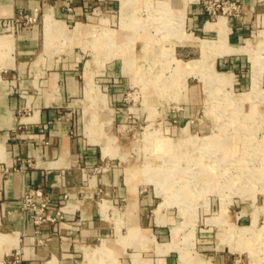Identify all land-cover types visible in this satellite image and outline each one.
<instances>
[{
  "label": "rangeland",
  "instance_id": "obj_1",
  "mask_svg": "<svg viewBox=\"0 0 264 264\" xmlns=\"http://www.w3.org/2000/svg\"><path fill=\"white\" fill-rule=\"evenodd\" d=\"M114 1L87 6L90 16L78 19L92 22L93 30L79 40H73L72 30L77 32L80 22L73 27L72 19L64 23L50 5L44 10L38 5L33 20L12 25L14 35L22 26L37 28L39 39L42 35L37 57L56 52L76 59L77 90L68 107L83 138L99 144L104 157L97 168H114L122 186L114 206L107 199L99 201L104 217L108 207L121 211L127 199V227L121 222L109 229L107 238L82 245L75 264H121L126 244L141 248L154 241L134 221L136 193L141 192L151 194L156 220L165 219L162 208L173 218L168 217L169 240L155 242L157 252L175 248L180 264H264V27L259 35H249L260 37L245 61L251 85H239L211 66V54L226 50L224 15L207 24L224 26L212 40L184 25L183 10L166 0ZM62 2V10L68 11ZM198 2L209 19L211 6L213 18L235 14L241 6L238 1L237 11H221L211 0ZM0 32H5L0 34L1 105L9 86L20 87L16 73L14 84L1 82L9 70L1 66L10 64L14 43L11 30ZM8 124V116L2 115L0 127ZM95 189L106 191L100 185ZM114 218L122 220L123 215ZM203 227L208 228L205 240ZM10 246H18L17 231L0 229V262ZM196 250L211 254L214 263ZM132 257L137 260V251Z\"/></svg>",
  "mask_w": 264,
  "mask_h": 264
},
{
  "label": "crops",
  "instance_id": "obj_2",
  "mask_svg": "<svg viewBox=\"0 0 264 264\" xmlns=\"http://www.w3.org/2000/svg\"><path fill=\"white\" fill-rule=\"evenodd\" d=\"M166 1L172 8L183 10L184 25L211 36L205 39L218 38L217 28H224L223 24H207L224 15L227 46L225 51L211 54V66L219 70L211 68L225 72L239 85L251 83L252 75L245 73V61L247 55L251 56V50L257 48L260 37L249 35H259L258 29L264 27V0H237L241 3L237 13H217L210 19L198 0ZM60 2L0 0V31L4 28L1 24L3 17H10L19 9L43 5L44 10L46 5H50L53 15L63 22L72 19V27L76 21L80 22L79 30H72L73 40H79L93 30L92 22L78 19L90 16L87 6L92 3H95V7L115 3L114 0H71L70 9L64 11ZM97 20L100 23V16ZM13 43L10 64L1 66L3 70L9 69L4 73L8 79L1 78V82L4 80L5 83L14 84L13 75L16 73L20 88L17 91L9 86L0 105V120L6 114L9 123L0 127V136L5 134L4 154L0 159V229L4 232L17 231L19 264H75L82 253V245L90 244L94 239L100 242L102 238H107L104 235L109 229H117L121 222L127 227L124 212L127 199L125 196L123 213L117 210L119 216L123 215L122 220L114 218L118 214L113 207L107 208L108 216L104 217L99 201L104 198L114 206L122 193V186L114 168H97L104 157L99 144L83 138L80 125L72 113L73 108L68 107V100L73 99L71 95L77 90V77L73 70L76 59H71L68 53L56 52V55L53 52L50 55L42 53L37 57L42 47V35L39 39L35 27L22 26L16 35L13 34ZM250 67L252 74V63ZM114 95L110 94L116 98ZM27 185L40 186L47 192L51 199L49 212L53 214L55 206L59 205L62 217L42 221L35 231L25 211L19 207L21 191ZM97 185L106 191L97 192ZM151 199V194L147 192L136 193L134 221L144 234H152L154 241H147L141 248L133 243L126 244L123 247L126 257L122 258L123 261L118 259L121 264H180L175 248H168L164 252L155 250V242L169 240L167 230L173 218L162 208L165 219L156 220L154 206L150 207ZM200 229L205 240L208 228ZM27 237H30L28 241L25 240ZM13 248L15 246H10L4 251L5 258L0 264H12ZM136 251L138 258L133 261L132 256ZM197 253L212 262L211 254L203 256V252ZM223 258L221 255L220 259Z\"/></svg>",
  "mask_w": 264,
  "mask_h": 264
},
{
  "label": "built area",
  "instance_id": "obj_3",
  "mask_svg": "<svg viewBox=\"0 0 264 264\" xmlns=\"http://www.w3.org/2000/svg\"><path fill=\"white\" fill-rule=\"evenodd\" d=\"M216 3L215 6H219L221 11L232 10L235 12L239 8V3L237 0H211V3ZM66 9H70L68 1L62 2ZM37 6H33L29 11H22L19 9L16 13L10 17H3L1 19V24L5 29L13 31L12 25L15 26L25 22L33 20L36 16ZM210 12L209 8H206ZM214 13V7L211 6V16ZM51 206V199L47 192H45L40 186L27 185L22 189L19 197V207L24 210L28 219L34 226V230L37 231L39 223L44 220H52L54 218L62 217V210L59 205L54 208V213L49 212V207ZM11 263L19 264L20 252L18 248H13L11 252Z\"/></svg>",
  "mask_w": 264,
  "mask_h": 264
},
{
  "label": "bare ground",
  "instance_id": "obj_4",
  "mask_svg": "<svg viewBox=\"0 0 264 264\" xmlns=\"http://www.w3.org/2000/svg\"><path fill=\"white\" fill-rule=\"evenodd\" d=\"M146 37V36H145ZM4 136V135H3ZM1 154H2V152H1ZM2 157V155H0V158ZM95 262V261H94Z\"/></svg>",
  "mask_w": 264,
  "mask_h": 264
}]
</instances>
